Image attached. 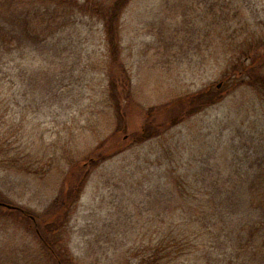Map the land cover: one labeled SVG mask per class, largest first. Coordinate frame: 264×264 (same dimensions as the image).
I'll return each mask as SVG.
<instances>
[{
    "label": "rangeland",
    "instance_id": "1",
    "mask_svg": "<svg viewBox=\"0 0 264 264\" xmlns=\"http://www.w3.org/2000/svg\"><path fill=\"white\" fill-rule=\"evenodd\" d=\"M114 1L0 0V22L18 38L0 46L1 202L30 216L42 213L60 190L68 162L87 159L101 141L110 146L115 130L125 144L91 169L66 224L50 234L60 240L56 248L64 246L68 264H147L167 223L182 218L175 184L181 173L189 179L205 173L198 182L208 191L211 170L264 171V95L224 74L229 39L240 40L255 27L264 32V0H128L116 25L125 73L111 88L109 76L120 71L93 8ZM6 6L9 13L2 11ZM33 28L45 34L28 38ZM209 84L222 91L215 104L173 125L170 110L156 112L155 122L168 126L157 136L156 124L151 138L132 144V133L151 122L150 109L171 107ZM4 213L0 264L37 259L42 244L39 231L30 229L34 220ZM198 247L165 264L234 256L232 247Z\"/></svg>",
    "mask_w": 264,
    "mask_h": 264
},
{
    "label": "trees",
    "instance_id": "2",
    "mask_svg": "<svg viewBox=\"0 0 264 264\" xmlns=\"http://www.w3.org/2000/svg\"><path fill=\"white\" fill-rule=\"evenodd\" d=\"M127 1L115 0L112 4H108L109 6L98 3L93 8L94 13L101 17L105 25L110 60L120 71L117 72V75L114 72L113 75L111 73L109 76L111 88L118 86L117 79H119L120 73H125L123 64L120 63L119 59L116 25L120 11ZM2 11L9 13L11 9L6 6ZM42 34H45V32L40 33V30L35 28L26 31V36L32 39H38ZM232 36L230 34L229 37ZM17 39L15 30L0 22V46L13 43ZM253 40L256 42L255 48H251L253 45L250 42ZM226 59L224 74L227 76L225 78L227 81H232L236 85L245 83L256 88L258 92L264 95V74L262 73L264 32H258L257 27H255L249 34L243 35L240 40H237V38L229 39ZM127 77L129 79V76ZM128 79L126 80L124 76V82L121 83V87L123 85L127 87V94L129 93ZM221 94V89L216 88L215 84H209L174 99L172 105L170 104L171 107L165 105L162 109H150L151 122L143 124L139 130L132 133V144L142 143L151 138L149 134L153 132L149 133V129L154 125L157 124V136L161 133L159 131L160 127L164 126L165 128V126H168L164 122H155L156 112L164 116L170 110L168 111L170 116L167 119H172L169 124L173 125L178 119L182 120L184 116H191L212 106L219 100ZM117 131H113L112 137L115 139L110 143V146H107V140L101 141L96 151L87 159L68 162L69 167L64 173L62 186L57 195L49 202L42 213L32 214L34 224H30V229L36 235H39L37 231L40 233L39 241L42 248L38 250V258L44 261L43 264L69 263L64 246L56 248V244H59L60 240L52 239L50 234L52 232L57 234L55 229H59L60 225L64 227L66 224L69 218L68 213L79 200L91 169L126 149L124 141H122L123 137H120ZM181 174L180 178L176 179L175 184H177L178 191L176 210L179 212L178 215L183 214L182 218L178 217V220L172 219L167 223V228L157 238V251L149 258L147 264H165L171 259L191 253L194 254L200 249L198 246H202V244L207 245L209 248L230 249L232 247L234 249V256H228L223 261L219 259L215 261L213 256L208 254L207 259L210 263L213 261L216 264L263 263L264 257H261V249H257L258 246H264L263 169L259 171L257 176H251L250 173L243 174L235 169L226 172L225 175L220 170L215 172L211 170V174L206 177V179H209L208 191L203 188L205 185L198 182L201 176L204 180L205 173H199L198 177L193 179H189L185 172L183 175ZM255 179L261 181L260 184H256ZM3 210L5 213H14L16 216L20 214V217L23 218L19 219L20 222H24V219L29 222L31 220V213L26 210L9 211L0 206V212ZM185 214H188L187 218H184ZM175 223L180 226V229H173L172 224ZM34 225H37L38 228H35ZM175 231L179 232L174 233ZM38 258L24 260H27V264H42ZM196 259L201 260L202 258L196 254ZM29 261L31 262L28 263Z\"/></svg>",
    "mask_w": 264,
    "mask_h": 264
},
{
    "label": "water",
    "instance_id": "3",
    "mask_svg": "<svg viewBox=\"0 0 264 264\" xmlns=\"http://www.w3.org/2000/svg\"><path fill=\"white\" fill-rule=\"evenodd\" d=\"M0 206L5 207L7 209H17L18 208V207L14 206V205H11V204H8V203H5V202H0ZM31 218L34 219L32 216H31Z\"/></svg>",
    "mask_w": 264,
    "mask_h": 264
}]
</instances>
